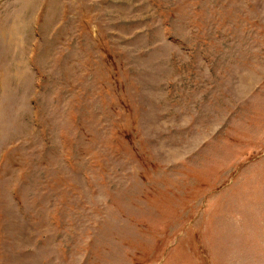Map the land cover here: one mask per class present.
<instances>
[{
  "label": "rangeland",
  "instance_id": "obj_1",
  "mask_svg": "<svg viewBox=\"0 0 264 264\" xmlns=\"http://www.w3.org/2000/svg\"><path fill=\"white\" fill-rule=\"evenodd\" d=\"M0 264H264V0H0Z\"/></svg>",
  "mask_w": 264,
  "mask_h": 264
}]
</instances>
